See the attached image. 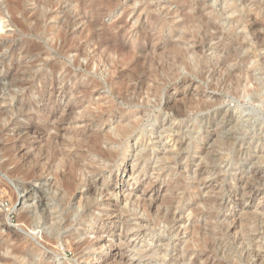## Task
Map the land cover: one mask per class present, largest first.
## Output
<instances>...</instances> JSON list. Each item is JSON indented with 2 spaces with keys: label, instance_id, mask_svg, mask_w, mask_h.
<instances>
[{
  "label": "rangeland",
  "instance_id": "rangeland-1",
  "mask_svg": "<svg viewBox=\"0 0 264 264\" xmlns=\"http://www.w3.org/2000/svg\"><path fill=\"white\" fill-rule=\"evenodd\" d=\"M16 1L19 7L13 16L19 21L14 23L0 0V264H116L118 254L114 249L118 246L126 251L131 264H165L153 252L170 243L165 257L169 261L179 252V248L173 249L171 245L186 239L192 248L199 250L188 233L174 235L163 221L152 224L157 207H164L172 192L177 193L180 201L207 212L205 217L192 216L188 211L183 215H189L188 221L195 225L196 233H206L208 244L217 240L224 247L223 253L210 247L207 254L202 252L204 259L216 262L223 256V264H251L250 255L252 259L258 252L260 260L255 264H264V0ZM38 10L47 15L35 27L33 15ZM67 15L71 20L69 32L65 40L60 37L58 40L57 34ZM33 44L37 49L28 54ZM230 70H237V76ZM33 75L39 76L32 78ZM41 77L63 79L55 84L56 89L66 86V93L57 96V106L52 108L56 114L69 104L76 105L77 122L70 120L65 127L81 128L83 119L89 115L86 106L105 120L103 130L113 127L122 111L126 114L137 108L143 111L142 127L147 130L144 142L136 130L122 144L129 149L124 163L134 166L135 184L128 188L135 186L138 208L147 209L144 225L130 230L134 236L122 228L119 232L111 214L118 205L110 193L119 188L121 155L114 159L116 163L102 162L105 167L94 178L103 193L94 194L96 199L90 204L87 217H83L86 205L89 206L86 187L66 189L65 180L60 177L56 180L52 173L38 179L27 175L32 144L38 138L30 132L29 110L26 106L18 107L17 102L21 98L26 103L35 97L39 105H49L50 100L44 97L41 101L37 92L14 81L23 78L38 88L42 85ZM110 78L115 83H108ZM140 81L142 93L138 102L127 103L120 89L125 82L127 90L129 84L137 85ZM92 82L96 86L88 97L75 88L91 87ZM252 82L254 85H249ZM235 89L240 92L237 94ZM186 99L192 101L191 110L176 118L172 130H162L160 126L171 114L166 103H183ZM230 114L233 118L229 119ZM139 152L144 158L138 156ZM169 153L173 159H166ZM259 155L262 157L258 158ZM253 168H259L263 175L255 183V193L249 196L241 192L240 199L233 201L235 184L251 175ZM174 185L179 189L172 191ZM153 186L158 189L155 194L158 196L149 208L148 195ZM45 213L50 215V223L43 220ZM123 218L129 227L137 224L129 213H124ZM55 223H60L57 229ZM85 240H90V247L78 249L74 242ZM141 243H148L144 256L135 254L133 249ZM31 249L30 258L22 255Z\"/></svg>",
  "mask_w": 264,
  "mask_h": 264
},
{
  "label": "bare ground",
  "instance_id": "bare-ground-1",
  "mask_svg": "<svg viewBox=\"0 0 264 264\" xmlns=\"http://www.w3.org/2000/svg\"><path fill=\"white\" fill-rule=\"evenodd\" d=\"M3 4H5L8 12H10V15L12 17V21L14 23L18 22L19 19H15L14 15V11H16L18 9V1L16 0H1ZM29 1V0H28ZM83 2V1H82ZM185 2V1H184ZM39 3V2H38ZM260 3V1H259ZM37 4V3H36ZM79 4V3H78ZM21 5V4H20ZM42 5V4H41ZM83 5V4H82ZM1 6V5H0ZM23 6V4H22ZM43 6V5H42ZM46 6V5H45ZM90 6V5H89ZM93 7V6H92ZM2 10V8H1ZM67 10V9H66ZM70 10V9H69ZM77 10V9H76ZM1 12V11H0ZM183 13V12H182ZM79 14V13H78ZM93 14V13H92ZM28 15V12L27 14ZM47 12H43L42 10H38L34 13L33 17L35 20V27H38L41 23L40 18L43 16H46ZM66 15V14H65ZM73 15V13H72ZM94 15V14H93ZM20 16V15H19ZM30 16V15H28ZM184 16V14H183ZM10 17V16H9ZM22 18V17H21ZM24 18V17H23ZM31 18V17H30ZM49 19V18H48ZM66 22L63 25L62 30H60V32L57 34L58 36V40L59 37L63 40H65V36L67 34V32H69V22L70 20V16L67 15L66 16ZM261 20V19H260ZM43 21V20H42ZM258 21V20H257ZM16 25V24H15ZM20 25V24H19ZM45 25V24H44ZM87 25V24H86ZM85 25V26H86ZM256 26L259 25V21L255 23ZM89 26V25H88ZM93 26V24H92ZM1 28V27H0ZM95 28V27H94ZM61 29V28H60ZM87 29V28H86ZM25 30V29H23ZM30 30V29H29ZM21 32V31H20ZM31 33V32H30ZM21 34V33H20ZM34 34V33H33ZM69 36V35H68ZM96 36V35H95ZM80 37V36H79ZM258 37V36H257ZM256 37V38H257ZM264 37V36H263ZM262 37V38H263ZM95 38V37H94ZM261 37H259L260 39ZM261 38V39H262ZM96 39V38H95ZM107 39V38H106ZM258 39V38H257ZM57 40V39H56ZM108 42L106 44H111ZM113 41V40H111ZM110 41V42H111ZM259 41V40H258ZM261 41V40H260ZM63 42V41H62ZM77 42V41H76ZM89 42V41H88ZM116 42V41H114ZM113 42V43H114ZM148 42V41H147ZM25 43V42H24ZM65 43V41H64ZM90 43V42H89ZM98 43V42H97ZM200 43V42H199ZM262 43V42H261ZM260 43V44H261ZM104 44V43H103ZM115 44V43H114ZM118 44V42L116 43V45ZM96 45V44H95ZM105 45V44H104ZM56 46V45H55ZM65 46V44H64ZM106 46V45H105ZM141 46V45H139ZM61 48V47H60ZM127 48V47H126ZM37 47L33 44L30 46L29 50L27 51L28 54L33 52L34 50H36ZM64 49V48H63ZM62 49V50H63ZM1 50V49H0ZM61 50V51H62ZM79 50V49H77ZM109 50V49H108ZM60 51V52H61ZM80 51V50H79ZM94 51V50H93ZM40 52V51H39ZM95 52V51H94ZM68 54V53H67ZM61 55V54H60ZM30 57V56H29ZM238 57V56H237ZM236 57V59H237ZM93 58V57H92ZM91 58V60H92ZM177 59V58H176ZM248 59V58H247ZM90 60V62H91ZM95 60V59H93ZM49 61V60H48ZM129 61V60H128ZM47 62V61H45ZM80 62V61H79ZM132 62V61H131ZM173 62V61H172ZM237 62V61H236ZM43 64V63H42ZM90 64V63H89ZM157 64V63H156ZM51 65V64H50ZM88 65V64H87ZM92 65V63H91ZM90 65V66H91ZM147 65V64H146ZM174 65V64H173ZM35 66V65H33ZM45 66V65H44ZM43 66V67H44ZM140 66V65H139ZM32 67V66H31ZM50 67V66H49ZM53 67V66H52ZM58 67V66H57ZM226 67V66H224ZM101 68V67H100ZM170 68V67H169ZM70 69V68H69ZM116 69V68H115ZM138 69V68H137ZM143 69V68H142ZM226 69V68H225ZM238 69V68H237ZM66 70V68H65ZM108 70V69H107ZM64 71V70H63ZM226 72L229 70H225ZM237 71V70H236ZM236 71L235 72L236 74ZM243 71V70H242ZM245 71V70H244ZM66 72V71H65ZM110 72V71H109ZM230 70V73H232ZM249 72V71H248ZM9 73V72H8ZM14 73V72H13ZM56 73V72H55ZM141 73V71H140ZM229 73V74H230ZM71 74V73H70ZM244 74V73H243ZM8 75V74H7ZM25 75V74H24ZM76 75V74H75ZM134 75V74H132ZM231 77L233 76L232 74H230ZM245 75V74H244ZM9 76V75H8ZM39 76V75H37ZM36 75L32 76V78L37 77ZM45 76V75H44ZM110 76V75H109ZM108 76V77H109ZM131 76V75H130ZM136 76V75H135ZM237 76V74H236ZM239 76V74H238ZM134 77V76H133ZM132 77V78H133ZM226 77V76H225ZM247 77V76H246ZM39 78V77H38ZM68 78V76H67ZM113 78V77H112ZM220 78V77H219ZM218 78V79H219ZM16 79V78H15ZM30 79V78H29ZM42 85L41 87H33L32 85L30 86V81H26L23 78L17 79L14 81V83L18 84L19 86H21L22 88L26 87L28 89H30L31 91L33 90L34 92H37L38 95L40 96V100L44 101V97H47L48 100H50L49 105L46 104H41L39 105V99L35 98V97H31V99H28L26 103H22L21 98L20 100H18L17 102V106L18 107H24L26 106L27 109L29 110V119L32 122V127H31V133L32 134H36L37 138H38V142H34L32 144L33 147V151L31 154V160L30 163L28 164V174L32 179H38L40 178L41 175H44L45 173H52L56 180H58V177H60L62 180L64 179V183L67 188H73L76 186L79 187H86V191H84L86 195V199H89L87 201L86 204H88L89 206L86 205V210H85V215L83 217H87L88 214V210L90 209V206L94 203V194H96V196H98L97 194H100L101 192L103 193L102 190H100V186H99V182L95 179L99 172H101L102 168L105 167V164L102 163L104 161H108V162H112L114 161V159L121 155L122 156V160L120 165L122 166V174L119 175V188L117 189H112V194L113 196L111 197H115V199L118 200V205H116L117 209H112V215H113V223L115 224L114 227H117V230H119L122 228L123 230H125L129 236H134L135 234L130 231L131 229H134L135 227H140L144 225L146 216H144V211L147 209H143L142 208H138L139 204L138 203V194L136 195V192L134 191V188H128L129 186L134 185L135 183H133L132 178H133V174H134V166L133 165H128V163H124V158L126 156V152L129 151L128 147L125 145H122L123 142L132 134L135 133L136 130H138V138H141V142H144L147 130L146 128L142 127V110L141 109H132L130 110L127 114L124 113L125 111H122L121 114L119 115V119L116 120V123L113 127H108V130H103L102 129V124L105 122V120H102V116H100V114H95L92 113L90 111V107L86 106V111L87 113H89V115H86L85 118L83 119L84 125L80 128L77 126H70V127H65L66 123L69 124L68 122L70 120H76V118L78 117L77 114L75 113V107L76 105L74 104H69L68 106L64 107V111L60 112L59 114H56L55 111L52 110V108H55L56 105V98L59 95H64V93H66V86L64 88L60 89H56L55 84L57 82H61V79H57L56 77H45L42 79V77L40 78ZM71 79V78H70ZM136 79V77H135ZM140 79V78H138ZM143 79V78H141ZM225 79V78H224ZM223 79V80H224ZM233 79V78H231ZM251 79V78H249ZM253 79V78H252ZM33 80V79H32ZM117 80V79H116ZM124 81V79H122ZM226 80V79H225ZM65 81V80H64ZM120 81V80H119ZM122 81V82H123ZM128 81V80H127ZM133 81V80H132ZM143 81V80H141ZM140 81V83L136 84H129L128 89L124 90V88L127 86V82L124 83L123 87L120 89V93H121V97L123 99H125L127 101V103L132 104L134 102H138V97L140 96V89L142 87V82ZM248 81V77L247 80ZM108 83L113 84L115 83L113 79H108L107 80ZM139 82V80H138ZM163 82V81H162ZM225 81H223L224 83ZM229 82V81H228ZM244 82V81H243ZM258 81H256L257 83ZM79 83V82H78ZM213 83V82H212ZM217 83V82H216ZM255 83V84H256ZM15 84V85H16ZM83 84V82H82ZM91 87H79L78 85H76V89L78 91H81V93L88 97L89 94L91 93V90L93 87L96 86V83L92 82L91 83ZM101 84V83H100ZM220 84V83H219ZM222 84V82H221ZM231 84V83H229ZM229 84H226L229 86ZM233 84V83H232ZM231 84V85H232ZM17 85V86H18ZM52 86L51 89H48V86ZM62 85V84H61ZM65 85V84H64ZM98 85V84H97ZM144 85V84H143ZM210 85V84H209ZM214 85V84H213ZM217 85V84H216ZM224 85V84H223ZM244 85V84H242ZM247 85V84H246ZM249 85H254V83L252 82V84ZM50 86V87H51ZM114 86V85H113ZM239 86V85H238ZM225 87V86H224ZM227 87V86H226ZM232 87V86H230ZM240 87V86H239ZM248 87V85H247ZM246 87V88H247ZM251 87V86H250ZM26 88V89H27ZM59 88V87H58ZM127 88V87H126ZM161 88V87H160ZM228 88V87H227ZM249 88V87H248ZM252 88V87H251ZM116 89V88H115ZM231 89V88H230ZM233 89H234V85H233ZM256 89V88H255ZM72 90V89H71ZM240 90V89H239ZM249 90V89H248ZM251 90V89H250ZM249 90V91H250ZM113 91V90H112ZM230 91V90H229ZM236 91V89H235ZM246 91V89H245ZM115 92V91H114ZM125 92H127V94H125ZM145 92V91H144ZM232 92V91H230ZM237 92V91H236ZM240 91L237 92V94ZM233 94V92H232ZM71 95H74V92H71ZM236 95V94H235ZM82 96V95H81ZM147 96V95H146ZM63 97V96H62ZM120 97V98H121ZM74 98V97H73ZM77 98V97H76ZM184 99V98H183ZM204 100V99H203ZM218 101V100H217ZM84 102V101H83ZM143 102V101H142ZM191 100H184L183 103H179V102H167L166 103V110L167 111H171V114L167 117V122L165 124H167V127H165L163 124L161 127L162 130H166V131H170L172 130V125L175 123L176 118L181 115V113H185L186 110L191 108ZM71 103V102H70ZM91 104V103H90ZM205 104V103H203ZM207 104V103H206ZM135 105V104H134ZM141 105V104H140ZM197 105V104H196ZM201 105V104H200ZM208 105V104H207ZM78 106V105H77ZM97 106V105H96ZM100 106V105H98ZM206 106V105H205ZM111 107V106H110ZM207 107V106H206ZM121 108V107H120ZM132 108V107H131ZM14 109V108H13ZM20 109V108H19ZM164 109V107H163ZM198 109V108H197ZM201 109V107H200ZM205 109V108H204ZM111 110V109H110ZM116 110V108H115ZM165 110V109H164ZM165 110V111H166ZM191 110V109H190ZM98 111V110H97ZM198 111V110H197ZM20 112V111H19ZM112 112V111H111ZM117 112V111H116ZM23 113V112H22ZM75 113V115H74ZM168 113V112H167ZM104 114V113H103ZM117 114V113H116ZM186 114V113H185ZM21 115V114H20ZM115 115V114H114ZM113 115V116H114ZM28 117V116H27ZM233 118L232 114L229 115V119ZM10 120V119H9ZM8 120V121H9ZM74 122H77L74 121ZM98 122H100L98 124ZM107 122V121H106ZM9 123V122H8ZM114 124V123H113ZM7 125V123H6ZM15 125V124H14ZM159 125V124H158ZM240 127V126H239ZM18 129V127H17ZM153 129V127H152ZM208 129V128H207ZM243 129V128H242ZM214 131V130H213ZM219 132V131H218ZM172 133V131H171ZM134 135V134H133ZM169 135V134H168ZM171 135V134H170ZM215 136V135H214ZM134 138V136H132ZM171 138V140L173 139L172 136H168ZM251 137V136H250ZM262 137V135H261ZM7 138V137H6ZM263 138V137H262ZM136 140V139H135ZM229 140V139H228ZM139 142V141H138ZM206 142V141H205ZM172 143V142H171ZM41 144V145H40ZM207 144V143H206ZM251 144V143H250ZM136 145V144H135ZM15 147V146H14ZM203 147V146H202ZM205 147V146H204ZM132 148L133 145H132ZM131 148V149H132ZM170 148V147H169ZM178 148V147H177ZM247 148V147H246ZM243 149V148H242ZM248 149V148H247ZM259 149V148H257ZM178 150V149H177ZM249 153V151H247ZM14 153V152H12ZM238 153V152H237ZM240 153V152H239ZM3 154V153H2ZM169 153V155H167L166 159H173V154ZM236 155V154H235ZM238 155V154H237ZM139 157L141 156V158H144L143 155L140 154L139 152ZM255 156V155H254ZM244 157V156H243ZM262 155H259L258 158H261ZM8 158V157H7ZM10 158V157H9ZM119 158V157H118ZM239 158V157H238ZM127 159V158H126ZM238 160V159H237ZM245 160V159H244ZM13 162V161H12ZM28 162V161H27ZM115 162V161H114ZM157 162V161H154ZM19 163V162H17ZM116 163V162H115ZM245 165V164H244ZM26 167V166H25ZM119 167V166H118ZM247 168V167H246ZM239 169V168H238ZM121 171V170H120ZM217 172V171H216ZM240 172V171H239ZM244 172V171H243ZM262 171H260L259 168H253L252 169V173L249 176H245L244 178H240L239 181H237V183L235 184V196L232 198L233 201H237L238 199H240V197L238 196L239 193L242 192V194H248L249 196L253 195L256 191V187H255V183L260 181L259 179L263 176L261 174ZM22 173V172H21ZM102 173V172H101ZM100 173V174H101ZM17 174V173H16ZM19 175V174H18ZM237 175V173H236ZM239 175V174H238ZM26 176V175H25ZM102 176V175H101ZM95 177V178H94ZM117 177V176H116ZM234 177V176H233ZM238 177V176H237ZM264 177V176H263ZM59 178V179H60ZM106 178V177H105ZM200 178V177H199ZM24 179V178H23ZM54 179V178H53ZM254 183H252L253 181ZM55 180V179H54ZM104 180V179H103ZM115 180V179H114ZM250 180V181H249ZM262 180V179H261ZM105 181V180H104ZM103 181V183H104ZM55 183V181H53ZM52 182V183H53ZM61 182V181H60ZM53 183V184H54ZM102 183V184H103ZM264 183V182H263ZM62 184V183H61ZM227 184V183H226ZM104 185V184H103ZM179 185V184H178ZM178 185H174L172 187V191L175 189H179ZM52 186V185H50ZM125 186L127 187L125 189ZM191 186V185H190ZM262 186V184H261ZM117 187V186H116ZM197 187V186H196ZM229 187V186H228ZM111 187H109L110 189ZM214 188V187H213ZM212 188V189H213ZM261 188V187H260ZM78 189V187H77ZM138 189V188H137ZM225 189V188H224ZM231 189V188H230ZM33 190H35L37 192L38 189L33 188ZM76 190V189H75ZM226 190V189H225ZM260 190V189H258ZM69 191V190H68ZM73 191V190H72ZM147 191V190H146ZM150 193L148 195L149 198V202L150 203L148 206L149 208L152 206H154L155 202L157 201V196L155 195L156 192H158V189H156L155 186H153L152 188H150ZM171 191V192H172ZM231 191V190H230ZM67 192V190H66ZM148 192V191H147ZM72 193V192H71ZM70 193V194H71ZM145 193V192H144ZM175 192L171 193L170 198L166 201V204L164 207L162 208H158L157 207V212H156V216L153 218L152 220V224H156L159 221H163L166 226L168 227V229H170L169 231L173 232L174 235H184L187 234V236H189L190 239H193V241H196V245L199 246L201 249L196 250L194 248H192L187 239L180 241L179 243H174L171 245V248L176 249L179 248V252L177 254V256H175L174 258H171L169 261L165 260L166 257V246H169L170 243H165L164 247L159 246L158 249L159 251H155L153 252L154 256L159 259V261H162L165 264H209L210 261H208V259H204L205 257L202 256V252H205L206 254L208 253V249H212L210 247H213L215 249H217L219 252L223 253L224 252V247L222 246L221 242L219 241H212L211 243L208 244V237L206 236L205 232H200V233H196L195 230V225H192V223L190 221H188L189 215L186 217L183 214H186L185 212L188 211V213L192 216H203L205 217V214L207 212H202L199 211L198 209H200V207L198 206V209H195V207H191L192 205L186 201H180V198L177 197V193L173 194ZM83 194V193H82ZM80 194V195H82ZM93 194V195H92ZM241 194V195H242ZM262 194V193H261ZM101 195V194H100ZM99 195V196H100ZM263 195V194H262ZM110 196V195H109ZM183 196V195H182ZM230 197L232 195H229ZM237 196V197H236ZM82 197V196H81ZM141 197V196H140ZM147 198V199H148ZM221 198V197H219ZM237 198V199H236ZM82 198H80L81 201ZM85 199V200H86ZM140 199V198H139ZM142 199V198H141ZM145 199V198H143ZM214 199V198H213ZM255 199V198H254ZM42 200V199H41ZM219 200V199H218ZM252 200V199H251ZM221 201V200H220ZM229 201V200H228ZM86 202V201H85ZM211 202V201H210ZM239 202V201H238ZM252 202V201H251ZM106 203V202H105ZM203 203V202H202ZM208 203V202H207ZM41 204L43 203V200L41 202ZM91 204V205H90ZM211 204V203H209ZM216 204V201L215 203ZM224 204V203H223ZM253 204V203H252ZM251 204V205H252ZM82 205V204H81ZM195 205V204H194ZM204 205V204H203ZM239 205V204H238ZM247 205V204H246ZM256 205V204H254ZM258 205V203H257ZM130 206H132V208H130ZM142 206V205H141ZM197 206V205H195ZM229 206V205H228ZM80 207V206H79ZM214 207V206H213ZM242 207V206H241ZM258 207V206H257ZM261 207V206H260ZM139 209V210H138ZM230 209V207H229ZM141 210V212H140ZM232 210V209H231ZM46 211V210H45ZM84 211V210H83ZM247 211V210H245ZM254 211H255V206H254ZM256 212V211H255ZM259 212V211H258ZM261 212V211H260ZM67 216H69L68 211L66 212ZM72 213V212H71ZM124 213H129L130 215H132L134 217V219L137 221V224L132 225L131 227H129V225H125L124 222H126L123 218ZM147 213V212H146ZM210 213V212H209ZM262 213V212H261ZM74 214V213H73ZM180 214V215H179ZM232 214V213H231ZM264 214V213H263ZM26 215V214H25ZM24 215V216H25ZM183 215V217L181 216ZM258 215V214H257ZM256 215V216H257ZM52 216V215H51ZM232 216V215H231ZM234 216V215H233ZM230 217V216H229ZM50 215L45 213L44 215V219L45 222H49L50 220ZM54 218V217H53ZM236 218V217H235ZM234 218V219H235ZM24 220V219H23ZM89 220V219H88ZM190 220V219H189ZM196 220V219H195ZM219 220V219H218ZM231 220V219H230ZM263 220V218H262ZM20 221V220H19ZM223 221V220H221ZM229 221V220H228ZM234 221V220H233ZM23 222V221H22ZM230 222V221H229ZM228 222V223H229ZM50 223V222H49ZM150 223V224H151ZM235 223V222H234ZM258 223V222H257ZM121 224V226H119ZM232 224V221H231ZM68 225V224H67ZM230 225V224H229ZM234 225V224H233ZM238 225V224H237ZM240 225V224H239ZM60 226V223H55L54 229ZM232 226V225H231ZM230 226V227H231ZM261 226V225H260ZM134 227V228H133ZM191 228V229H190ZM121 229V232H122ZM129 230V231H128ZM141 230V229H140ZM229 230V229H228ZM261 230V229H260ZM264 230V227H263ZM116 231V230H115ZM141 232V231H139ZM264 232V231H263ZM115 233V232H114ZM236 233V232H235ZM259 233V232H258ZM257 233V234H258ZM84 234V233H83ZM116 234V233H115ZM260 234V233H259ZM121 235V234H120ZM144 235V234H143ZM233 235V234H232ZM186 236V238H187ZM74 237V236H73ZM77 236L75 235V238ZM183 237V236H181ZM45 238V237H44ZM137 238V237H136ZM235 238V237H234ZM242 238V237H241ZM182 239V238H181ZM224 239V238H223ZM222 239V240H223ZM252 239V238H251ZM92 240V239H91ZM239 240V239H238ZM47 241V240H46ZM139 241V240H138ZM142 241V240H141ZM179 241V240H178ZM237 241V240H236ZM76 243V247H78V249H81L84 247H90V240L85 242H74ZM95 243V242H94ZM235 243V241H234ZM23 244V243H22ZM127 244V243H126ZM233 244V243H232ZM244 244V243H243ZM261 244V243H259ZM5 245V244H4ZM143 247H140V246ZM148 245V243L145 244H140L138 247L134 246V251L135 254H140L141 255H146V246ZM2 246V245H1ZM25 246V245H23ZM75 246V245H73ZM101 246V245H100ZM17 248V247H16ZM226 248V247H225ZM23 249V248H22ZM33 249V248H32ZM32 249L31 250H27L26 252H23L22 250V255H27V258L32 256ZM91 249V248H90ZM161 249V250H160ZM165 249V250H163ZM205 249V251H204ZM15 250V249H14ZM17 250V249H16ZM20 251V249H18ZM34 250V249H33ZM216 250V251H217ZM37 251V250H36ZM115 253L118 254V258H117V263L116 264H131V262L129 261V258L127 257V255H125L124 251H122L119 246L117 248L114 249ZM15 252V251H14ZM13 252V253H14ZM21 252V251H20ZM126 252V251H125ZM18 253V252H17ZM217 253V252H216ZM253 253V252H252ZM114 254V253H113ZM18 255V254H17ZM205 256V254H204ZM235 256V255H234ZM262 257V255H260ZM238 257V256H237ZM40 258V257H38ZM220 260H217L216 262H210V264H223V256L220 257ZM250 260L252 261L251 264H255L256 260H258L259 258V253H254L253 257L251 259V255H250ZM45 259V258H44ZM133 259V258H132ZM30 260V259H29ZM106 260V259H105ZM215 260V259H214ZM232 260V259H231ZM239 260V259H238ZM260 260V258H259ZM88 261V259H87ZM172 262V263H170ZM49 263V262H48ZM103 263V262H102ZM24 264V263H23ZM30 264V263H29ZM32 264V263H31ZM42 264V263H41ZM87 264V263H85Z\"/></svg>",
  "mask_w": 264,
  "mask_h": 264
}]
</instances>
